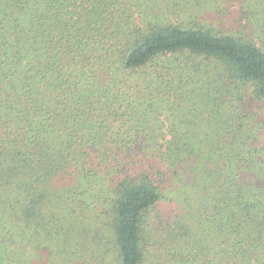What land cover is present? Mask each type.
<instances>
[{"label":"trees","instance_id":"obj_1","mask_svg":"<svg viewBox=\"0 0 264 264\" xmlns=\"http://www.w3.org/2000/svg\"><path fill=\"white\" fill-rule=\"evenodd\" d=\"M236 1L0 0V264H264V0L201 20Z\"/></svg>","mask_w":264,"mask_h":264},{"label":"rangeland","instance_id":"obj_2","mask_svg":"<svg viewBox=\"0 0 264 264\" xmlns=\"http://www.w3.org/2000/svg\"><path fill=\"white\" fill-rule=\"evenodd\" d=\"M245 4V3H244ZM229 6L230 8H226L224 13L218 15L215 12L205 11L201 15V20L206 22L208 25H210L212 28L218 30V29H225V30H236V29H242V26L240 25V14L241 12V5L242 3L240 0H237L234 3H226V6ZM226 12V13H225ZM259 40V39H258ZM252 89L244 94V109L246 112L248 111L249 120H253L255 123L254 125L256 128L262 129L264 128V98H257L252 93ZM175 106H172L173 108ZM168 107V110L171 109ZM178 107H175L172 113L179 115L181 112ZM186 111V110H185ZM187 112V111H186ZM167 114V113H166ZM173 115V116H174ZM196 119V116H195ZM201 121L199 123L203 125V118L200 117ZM197 122V121H196ZM189 127H185L182 129V131H186ZM192 128V131H189L190 133H193V131L198 134V136L203 135L204 130H206L205 127H190ZM262 139L264 140V134H262ZM32 248H30V251ZM29 251V252H30ZM31 252L29 253V255ZM61 261H58V257L51 255L50 253L45 251L44 249H41L36 255L34 260L32 261V264H58L61 263Z\"/></svg>","mask_w":264,"mask_h":264}]
</instances>
